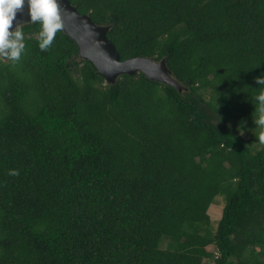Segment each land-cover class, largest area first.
Wrapping results in <instances>:
<instances>
[{
  "label": "trees",
  "instance_id": "16d2710c",
  "mask_svg": "<svg viewBox=\"0 0 264 264\" xmlns=\"http://www.w3.org/2000/svg\"><path fill=\"white\" fill-rule=\"evenodd\" d=\"M70 1L184 90L109 84L63 29L42 51L20 26L21 59L0 57V264H264V0Z\"/></svg>",
  "mask_w": 264,
  "mask_h": 264
},
{
  "label": "water",
  "instance_id": "95a60500",
  "mask_svg": "<svg viewBox=\"0 0 264 264\" xmlns=\"http://www.w3.org/2000/svg\"><path fill=\"white\" fill-rule=\"evenodd\" d=\"M63 15V32L76 44L80 60L92 62L109 84H116L125 74L143 73L148 79L175 87L179 92L184 90L168 68L166 58L155 60L148 57H134L122 61L120 54L107 34L108 25L96 24L89 15L80 13L70 0H60ZM32 23L27 6L17 13L13 27Z\"/></svg>",
  "mask_w": 264,
  "mask_h": 264
},
{
  "label": "clouds",
  "instance_id": "9594fccd",
  "mask_svg": "<svg viewBox=\"0 0 264 264\" xmlns=\"http://www.w3.org/2000/svg\"><path fill=\"white\" fill-rule=\"evenodd\" d=\"M27 6L30 21L39 22L40 50L50 48L56 34L63 28L64 20L60 0H0V57L18 62L25 51L24 33L19 23L13 27V21L19 11ZM264 83V77L258 78ZM259 118L257 123L264 125V90L257 96Z\"/></svg>",
  "mask_w": 264,
  "mask_h": 264
},
{
  "label": "rangeland",
  "instance_id": "374dc122",
  "mask_svg": "<svg viewBox=\"0 0 264 264\" xmlns=\"http://www.w3.org/2000/svg\"><path fill=\"white\" fill-rule=\"evenodd\" d=\"M246 137H248V135H246ZM218 200H216V202L213 204L211 210H210V216L212 219V222L214 224V226H217V223L219 221V219L222 217V213H223V207H224V200H222V197H218ZM205 264H213L212 261H207L205 262Z\"/></svg>",
  "mask_w": 264,
  "mask_h": 264
}]
</instances>
